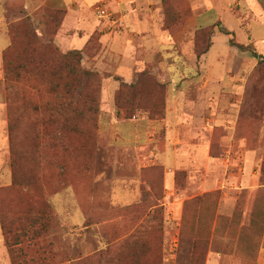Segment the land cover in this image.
Masks as SVG:
<instances>
[{
  "label": "rangeland",
  "instance_id": "rangeland-1",
  "mask_svg": "<svg viewBox=\"0 0 264 264\" xmlns=\"http://www.w3.org/2000/svg\"><path fill=\"white\" fill-rule=\"evenodd\" d=\"M27 1L2 0L6 9L2 14L0 8V47H5V50L11 43L9 30L21 21ZM125 1L124 15L125 12L130 13L131 6H134L162 31L179 19L173 29L174 34L167 32V36L175 37L191 30L190 19L187 18L190 10L193 11L190 0ZM108 2L95 1L91 5V20L98 19L96 9H104L102 4L109 5ZM108 7L113 9L111 5ZM208 9L200 18V27L222 21L225 28L235 32L241 43L249 44L245 30L238 26L239 18L251 31L258 52L264 56V11L257 0H221L220 8L209 6ZM249 9L254 14H250ZM52 11L58 12L57 15ZM62 13L59 9L43 8L32 15H24L33 19L42 32L55 34L64 17ZM229 39L226 35H216L206 64L199 68L196 60L198 51L195 52L193 46L187 56H182L178 50L180 55H177L172 47L167 46L164 50L171 51V60L174 59L176 67L179 66L178 70L185 71L187 78L193 76L197 69L211 70L213 79L210 83L215 88H219L217 83H222L229 92L238 90V93H227L224 97L228 107L234 105V111H186V118L202 121L206 114V119H211L213 125L224 117L223 122L229 124L230 121H242L244 153L241 155L244 156L235 154L242 165L241 174H247L251 179L257 173L258 184L264 185V65L258 66V60L250 53L234 50V54H229ZM55 43L59 45L57 40ZM156 50L154 48L151 58L155 69L161 61ZM20 58L16 54L10 55L13 64ZM85 65L92 68L87 59ZM6 73L2 57L0 76L4 80L6 105L3 111L0 110V119L3 120L0 130L10 136L12 148L10 146L8 156L11 185L0 193L5 206V209L1 206L0 213L7 226L12 228L13 235L16 234L17 238H12V241L19 244L15 249H9L7 245L12 264V257L18 264H101L102 260L108 264H191L192 258L194 264H204L206 250L208 255L215 250L237 251L242 264H264V255L258 254L259 239L254 240L247 234L221 239L217 234L207 240L209 231L212 234L213 218L210 209H204L203 198L186 203L181 221L171 219L165 199L164 166L150 162L153 160L150 151L163 152L168 144L164 120L150 124L144 119L147 112H138L135 120H125L117 104L120 81L112 79L106 81L107 84L102 83L98 114L79 121L77 134L60 131L61 139H56L54 136L59 133L51 125V120L55 117L53 107L64 101L63 91L52 92L48 84L38 86L39 74L33 69L27 72L20 70L19 79L17 70L7 73V79ZM188 82L192 88L202 86L205 79L199 81V85L191 86L194 80ZM90 107L93 105L82 103L80 106L82 110ZM143 121L146 125L140 124ZM220 136L219 131L213 136L216 138L214 183L223 177L226 149ZM126 142H131L130 148L124 147L128 145ZM136 150H141V153H136ZM13 158L19 162L17 180ZM179 170L187 172L184 166L177 167L176 172ZM5 177L0 174L2 183ZM176 183L177 189V178ZM181 185L180 189L186 188V179ZM206 197H211L214 203L217 201L215 205L220 200L217 191ZM253 205L255 217L264 215V197L255 199ZM19 219L20 225L15 224ZM36 231L41 235L37 241L31 238ZM126 242L128 245L135 243V246L122 252L121 246ZM106 251L108 256L104 253ZM194 251L197 252L195 258L192 256ZM134 254L146 255L139 259L140 262H135Z\"/></svg>",
  "mask_w": 264,
  "mask_h": 264
},
{
  "label": "crops",
  "instance_id": "crops-1",
  "mask_svg": "<svg viewBox=\"0 0 264 264\" xmlns=\"http://www.w3.org/2000/svg\"><path fill=\"white\" fill-rule=\"evenodd\" d=\"M95 1L100 3L104 0H28L24 8L29 15L43 8L59 9L65 13L66 23H63L57 37L60 47L64 50L84 48L90 36L97 33L99 35L98 44L100 48L94 57H87V62L98 72L113 74L114 77L112 79L117 77L127 82L134 81L138 69L151 63L152 53L154 48H157L156 54L160 53L161 61L155 71L169 87L168 115L163 125L168 144L163 152L159 150L156 152L150 151L153 159L150 162H152V165L160 164L164 166L165 199L171 219L181 221L186 203L197 198H203L204 209H210L211 216L215 215L216 217L213 222V230L217 228V218L219 216L225 218V222L223 221L218 226L220 238H238L247 234L248 237L254 240L259 239L260 243L257 244L259 248L258 254L262 257L264 255V215L260 214L259 217H255L256 213L254 212L255 210L253 211V203L255 199L264 197V185L258 184L257 173L251 179L247 174H241L242 165L239 164V157L243 158L244 156L241 155L244 153V144L243 139L235 137L237 121H230V124L229 122L225 123L223 122L224 117L221 119L222 121L220 120L213 125L211 119H206V114L204 115L205 119L202 121L189 120L185 114L186 111L196 110L205 113L227 109L234 111L236 109L234 105L230 104L231 107H228L224 97L227 93L231 95L232 93H238V90L229 92L222 83H217L219 88H215L210 83V80L213 79L211 70L197 69L194 71L193 76L187 78L185 71L178 70L179 66L176 67L174 59L171 60L173 56L170 54L171 51L164 50L168 46L172 47V50L177 55H180L179 53L182 56L190 55L191 47L193 46L194 48L195 32L200 27V18L209 11V6L220 8L221 0H190L193 9V17L189 21L191 30L179 33L175 37L165 35L166 32L162 31L151 19L144 18L134 6H131L132 11L130 13L125 12L124 15L122 11L126 6L125 3L127 4L125 0H108L109 5L113 6V9H110L106 3L107 7L120 20L119 27L101 22L97 18L96 20L94 18L91 20L90 9ZM257 3L264 11V5L258 0ZM0 8L2 14H4L6 6L2 0H0ZM249 13L254 14L250 9ZM237 21L239 23L238 26L240 25L245 30L239 18H237ZM202 28H205V26H202ZM251 38L252 40L249 39V41L255 43L252 35ZM161 39L168 41L169 44H165ZM4 50L5 47H0V65L2 64ZM234 50L236 49L231 48L229 54H234ZM207 55L202 57L201 67L206 64ZM178 58L180 59L179 56ZM203 78L205 82L203 85L201 84L202 86H192L195 84L199 85V81L201 82ZM112 79H107L104 82ZM187 80H194L191 83L192 88H189L190 84L189 82L186 83ZM213 100H215V104ZM5 105L4 80L0 76V110L3 111ZM172 112L174 113L172 114ZM4 123L7 124L6 120H4ZM2 124L3 120L0 119V126ZM140 124L146 125V122L143 121ZM215 129L223 132L221 141L222 146L226 149L225 159L222 163L223 177L217 183L213 181V165L215 161L211 158V144ZM126 143L128 145L125 144L124 147L130 148L131 142ZM134 148L137 147L134 146ZM9 149V136L2 134L0 130V174L6 176L5 182L2 183L0 181V193L11 185V171H9L11 167L8 160ZM136 151L138 154L141 153V150ZM235 154L239 155V157ZM179 166L186 168L187 186L177 192L176 169ZM215 191L220 194V200L217 205H215L217 201L214 203L211 200L213 196L206 197ZM211 203L213 204L210 205ZM238 255L237 251H228L226 253L225 251L219 252L215 250L209 253L207 264H224V262L226 264H242L238 260ZM0 264H12L1 223Z\"/></svg>",
  "mask_w": 264,
  "mask_h": 264
},
{
  "label": "trees",
  "instance_id": "trees-1",
  "mask_svg": "<svg viewBox=\"0 0 264 264\" xmlns=\"http://www.w3.org/2000/svg\"><path fill=\"white\" fill-rule=\"evenodd\" d=\"M258 1L264 5L263 0ZM23 9L24 10H22L23 16L21 17V21L16 22L11 26L9 30L11 43L9 47L4 51L2 56L6 72L10 73L11 71L15 72L17 70L19 79L20 70L27 72L33 69L39 74L36 80L38 86L42 84H48L52 92L62 90L64 101L62 102V104L53 107L55 117L51 120V125L55 126L57 132L59 133L54 137L56 139H61L60 131L75 135L79 131V121L88 119L92 115L98 114V104L100 103V97L103 91L102 83H104L105 80L112 79L114 77L113 74L101 73L94 70L93 68H87L85 65V60L87 59V57H94L100 48V45L98 44L99 35L97 33L92 34L87 44L82 49L64 50L55 42L57 40L56 36L59 34L63 25L65 14L62 13L64 17L60 22L61 25L58 31H56L55 34L51 31H47L45 33L40 30L41 28L38 29L36 27L33 19L24 15V13H28V11L25 8ZM54 12L55 11H52L53 14L57 15L58 12ZM192 17L193 11L191 12L190 10L187 18L191 19ZM177 23H179V19L173 25H168V28L165 27L164 32L174 34L173 29ZM243 26L245 28V32L248 34L249 39L252 40L251 31L247 29V26H245V24H243ZM220 34L226 35L230 38V48H235L242 53H250L253 58L258 60V66L264 65V56L258 52L253 42H250L249 44L241 43L237 39L234 31L225 28L224 23L222 21H218L212 26L205 28L201 27L195 32L194 50L195 52L198 51L196 54L198 68L202 64V57L207 55L213 48L214 38L216 37V35ZM12 54H16L17 56L21 57L14 64L10 61V55ZM137 76V80L132 82H127L124 79L122 80V78H114L116 81H120V88L117 93V104L120 113L124 115V118L127 121L135 120L137 118L138 112H147L148 115L144 119L148 120L150 124L153 123V121L164 120L165 122L168 115V84L162 81V78L158 76L155 71V67L151 63H148L145 66L139 68ZM82 103L92 104L93 107L82 110L80 108ZM241 122L242 121L239 120L236 126L235 137L237 139L244 138L242 131L243 124ZM215 131V135H217L219 131L221 132L220 138L223 136L222 131L218 129H215ZM215 139V137L212 139L211 144L212 159H216V157L214 156L216 143ZM9 141L12 148L10 136ZM12 164L16 177V171L18 169L19 162L18 160H15V158H13ZM186 176L187 172L183 170H179L176 172V178L178 181L177 189H183L179 188V184L181 185V183L185 181ZM3 202L4 201L0 200V212L2 207H4L5 209ZM212 218L214 222V220L216 219L215 215H213ZM223 221L225 222V218L223 216H219V218H217V228L215 230H212V234L211 231H209V234L206 237L207 240L211 235L213 237L218 234V226H220ZM0 223L2 225L6 243L8 246H10L9 249H15L19 245L18 241H12V238H17L15 236L16 234L13 235L14 232L12 233V228H9V226H7V224L4 222V218L1 216V213ZM20 223V219L15 222V224L17 225H20ZM12 224L14 225V222ZM40 237L41 235L36 231V234L34 233L31 238L37 241ZM128 243L129 242H126L125 245L121 246L122 252L129 247L135 246V243L132 245H128ZM22 251L23 250H20V252ZM104 253L108 256L107 251ZM126 254L123 253L122 255ZM145 255L146 254H134L132 255V258L135 260V262L137 260L140 262L139 259H143L142 257ZM207 255L208 253L206 250L203 255L204 264H206V261L208 259ZM192 256L195 258L197 256V252L194 251ZM12 260L13 264H18L13 257ZM70 261L73 262L75 260ZM101 264H108V262L102 260ZM136 264L139 263L136 262ZM191 264H194L193 258Z\"/></svg>",
  "mask_w": 264,
  "mask_h": 264
},
{
  "label": "built area",
  "instance_id": "built-area-1",
  "mask_svg": "<svg viewBox=\"0 0 264 264\" xmlns=\"http://www.w3.org/2000/svg\"><path fill=\"white\" fill-rule=\"evenodd\" d=\"M106 6V3L102 4V7L104 9H101V7H98L96 9L97 11V17L102 22L110 23L113 26H120V20L116 17L114 12H112L110 9H108Z\"/></svg>",
  "mask_w": 264,
  "mask_h": 264
}]
</instances>
